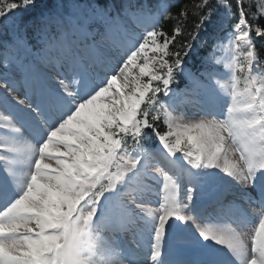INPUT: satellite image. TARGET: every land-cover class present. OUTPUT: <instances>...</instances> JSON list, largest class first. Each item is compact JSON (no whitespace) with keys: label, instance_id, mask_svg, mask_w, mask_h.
I'll return each mask as SVG.
<instances>
[{"label":"snow or ice","instance_id":"obj_1","mask_svg":"<svg viewBox=\"0 0 264 264\" xmlns=\"http://www.w3.org/2000/svg\"><path fill=\"white\" fill-rule=\"evenodd\" d=\"M220 5L223 19L232 22L230 42L242 43L245 55L244 67L230 65L225 83L212 44L205 42L203 72L194 71L192 45L179 39L190 15L196 34L188 33L190 39L201 29L215 33L222 27ZM220 5L125 0L113 16L106 2L69 7L58 0L29 25L21 14L36 9L37 0H0V25H11L15 49L0 57V264H165L176 222L223 246L227 260L220 264H264V218L245 232L244 220L239 231L213 229L193 215L201 174L209 170L227 181L211 196L217 209L243 215L237 201L264 209V0L248 10L243 0H234L235 11L224 0ZM157 13L169 19L170 31L160 27ZM97 22L106 29L100 40ZM10 68L19 79L9 76ZM237 71L245 73L242 81ZM177 76L199 99L173 90ZM181 96L182 103L199 105L190 121L174 115ZM178 152L190 167L176 170ZM150 175L163 186L155 210L142 198ZM138 232L149 237L146 262L123 242Z\"/></svg>","mask_w":264,"mask_h":264},{"label":"trees","instance_id":"obj_2","mask_svg":"<svg viewBox=\"0 0 264 264\" xmlns=\"http://www.w3.org/2000/svg\"><path fill=\"white\" fill-rule=\"evenodd\" d=\"M71 1L72 0H66L67 4L69 5V7L71 6ZM98 3L100 5H102V3L106 2H110L111 0H97ZM16 2H20V0H16ZM44 0H37V4H42L44 6V4H46ZM88 2H90V0H80V4L82 6H86L88 4ZM125 2V0H120L118 4H121ZM159 0H155L153 1V4L156 5L158 4ZM199 0H169V3L171 4H178L180 5V7H184V5L188 4V5H192V4H196L198 3ZM246 10H248V5L250 3H254L255 0H243ZM97 3V2H96ZM97 3V6H100ZM214 3H217L218 5H220V0H214ZM224 3H229L230 7L232 8L233 11H235V5H234V0H224ZM219 12H220V16H221V20L219 21L222 25V27L229 29L230 24L232 23L231 21H228L226 19H223V6L220 5L219 6ZM255 9L252 8L250 9V11H254ZM192 8L189 7V12L191 13ZM117 12V8L114 10H111V13L113 16H115V13ZM173 15H175L176 13L173 11L172 13ZM22 19L26 22H28V24L30 25L31 23H29V19H27L26 14L22 13L21 14ZM156 18L159 20L160 22V27H162L165 31H170V28L172 27V24L170 23L169 19L167 17L164 18H160L159 13L156 14ZM184 23L185 26V34L183 37L179 38L181 39L183 42L191 44L192 48H191V54H190V59H188V66H190L191 68H193L194 70L196 69H200L201 70V65L203 64L202 62V58L201 56H199V53L202 52L200 51V44L202 43V41H205L209 34V29H201L199 32V37L196 39H190L188 36V33H192V35H196L195 33L192 32V27L195 23V20L193 17H191V15L189 16V19ZM14 39V33L12 31V27L11 25H0V57H2L5 53V48L7 49V54L8 55H12L15 54V49L13 48V44L12 41ZM180 45L177 44L176 48L179 49ZM151 55V53H149ZM24 56V54H21V57ZM0 72H2V70H0ZM146 79V78H145ZM179 79H181L182 81H185L186 79H184V77H180ZM161 127H164L163 125H161ZM131 143V141H130ZM151 146V144H150Z\"/></svg>","mask_w":264,"mask_h":264},{"label":"rangeland","instance_id":"obj_3","mask_svg":"<svg viewBox=\"0 0 264 264\" xmlns=\"http://www.w3.org/2000/svg\"><path fill=\"white\" fill-rule=\"evenodd\" d=\"M13 79H16V77L15 76H13ZM65 83H67L68 84V82H65ZM68 86H69V84H68ZM184 99V98H183ZM176 113H174V115H175ZM179 114V113H178ZM178 116V115H177ZM176 116V117H177ZM178 118H182V117H179L178 116ZM184 121H188V120H185L184 118H182ZM0 127H3V123L2 122H0ZM2 139H5V137L4 136H2L1 137V139L0 140H2ZM182 145H184V144H182ZM185 145H187V144H185ZM182 147V146H181ZM178 155H180V157L182 158L181 159V161H179L180 163L179 164H181V167H184L185 165H188L187 164V161L185 160V159H183V157H182V154L181 153H178ZM174 165H178V163L174 160ZM180 167V168H181ZM207 172H212L211 170H209V171H207ZM205 173H206V171H205ZM202 176L204 177V175H203V173H202ZM207 177H208V175H207ZM162 178V177H161ZM153 185V184H152ZM152 185H150V186H152ZM158 185V187L156 188H154V192H156V195H154V197L157 199V195L161 192V189H160V185L159 184H157ZM154 186V185H153ZM151 195H152V193H150ZM159 196V195H158ZM160 197V196H159ZM143 198V197H142ZM143 202H144V204H145V201L143 200ZM146 205V204H145ZM151 208H152V210H155L156 208H155V205L153 204V205H151Z\"/></svg>","mask_w":264,"mask_h":264},{"label":"bare ground","instance_id":"obj_4","mask_svg":"<svg viewBox=\"0 0 264 264\" xmlns=\"http://www.w3.org/2000/svg\"><path fill=\"white\" fill-rule=\"evenodd\" d=\"M41 9H47L46 7H40L39 8V10H41ZM112 54V56H113V52L111 53ZM72 84V83H71ZM72 87H73V85H72ZM190 108H192L191 106L188 108V109H190ZM230 159H235L234 157H230ZM221 180H225L223 177H221ZM226 181V180H225ZM146 186H150L149 185V182L146 184ZM142 188H143V190H146L147 189V187H145V186H142ZM214 194V192H212L211 194H210V199H211V196ZM238 231L240 230V229H237Z\"/></svg>","mask_w":264,"mask_h":264}]
</instances>
